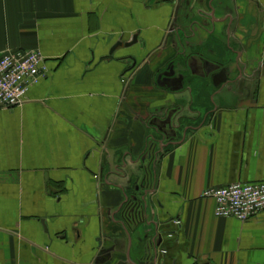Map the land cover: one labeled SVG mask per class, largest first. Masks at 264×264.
Instances as JSON below:
<instances>
[{
    "label": "crops",
    "instance_id": "0c3cea01",
    "mask_svg": "<svg viewBox=\"0 0 264 264\" xmlns=\"http://www.w3.org/2000/svg\"><path fill=\"white\" fill-rule=\"evenodd\" d=\"M18 49L45 76L0 108V264H264V211L203 196L264 181V0H0Z\"/></svg>",
    "mask_w": 264,
    "mask_h": 264
},
{
    "label": "built area",
    "instance_id": "2783aa9c",
    "mask_svg": "<svg viewBox=\"0 0 264 264\" xmlns=\"http://www.w3.org/2000/svg\"><path fill=\"white\" fill-rule=\"evenodd\" d=\"M44 61V56L37 49L7 50L2 53L0 108L15 107L25 101L29 88L45 76ZM203 196L215 199V214L219 217H235L246 221L264 211V181L210 187ZM135 219L143 218L137 213Z\"/></svg>",
    "mask_w": 264,
    "mask_h": 264
},
{
    "label": "water",
    "instance_id": "95a60500",
    "mask_svg": "<svg viewBox=\"0 0 264 264\" xmlns=\"http://www.w3.org/2000/svg\"><path fill=\"white\" fill-rule=\"evenodd\" d=\"M137 42V37L135 36L134 38H133V40L131 41V42H129V43H127L128 45H133V44H135ZM118 44H121V43H118Z\"/></svg>",
    "mask_w": 264,
    "mask_h": 264
}]
</instances>
